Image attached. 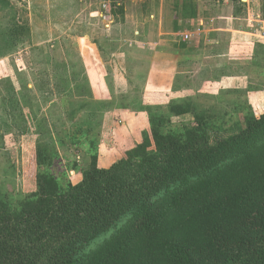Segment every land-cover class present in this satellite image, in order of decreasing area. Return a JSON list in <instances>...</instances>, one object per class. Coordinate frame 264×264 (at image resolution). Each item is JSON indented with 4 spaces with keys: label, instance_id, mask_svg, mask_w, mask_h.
<instances>
[{
    "label": "rangeland",
    "instance_id": "1",
    "mask_svg": "<svg viewBox=\"0 0 264 264\" xmlns=\"http://www.w3.org/2000/svg\"><path fill=\"white\" fill-rule=\"evenodd\" d=\"M238 1L241 4L234 0H185V5L181 0L139 2L158 16L155 25L165 33L158 37L156 51L146 46L132 48L126 62L116 61L123 68L126 63L128 83H112L118 92L113 93L108 60L114 48L94 51L93 70L105 76V83L89 84V66H84L87 46H79L80 40L71 35L66 34L67 41L61 37L62 32L71 30L67 29L71 11L81 9L78 25L88 26L97 1L76 0L75 4L64 0L59 4L67 6L58 10L56 0H0V37L10 27L8 19L13 13L15 23L19 16L20 21L29 22L35 35L30 41L25 31L23 42L0 57V196L14 203L35 189L30 166L37 145L52 156L49 171L65 186L79 181L91 154H96L98 162L109 164L120 149L140 141L152 123L151 116L161 119L162 130L176 133L199 116L216 127L212 136H223L238 131L248 112H263L264 44L257 40L262 36L264 0ZM47 12L50 18L61 16L64 20L58 25L43 23L40 16ZM179 12L183 18L180 27ZM95 21H91L90 27L95 29L89 36L98 40L97 27L103 24ZM44 36L52 41L60 38L49 42L44 51L42 44L35 45ZM178 43L190 45L192 51L176 55L173 62L171 48ZM155 55L165 58L158 60ZM156 61L164 62L167 72L149 71L157 66ZM175 63L176 69L170 73ZM61 81L73 85L70 92L62 91ZM93 86L101 94L95 93ZM11 94L17 103L4 97ZM177 107H186L188 113L174 114Z\"/></svg>",
    "mask_w": 264,
    "mask_h": 264
},
{
    "label": "trees",
    "instance_id": "2",
    "mask_svg": "<svg viewBox=\"0 0 264 264\" xmlns=\"http://www.w3.org/2000/svg\"><path fill=\"white\" fill-rule=\"evenodd\" d=\"M151 120L140 141L109 164L91 154L65 186L37 145L35 189L0 196V264H264V111L223 136L199 116L178 133Z\"/></svg>",
    "mask_w": 264,
    "mask_h": 264
},
{
    "label": "crops",
    "instance_id": "3",
    "mask_svg": "<svg viewBox=\"0 0 264 264\" xmlns=\"http://www.w3.org/2000/svg\"><path fill=\"white\" fill-rule=\"evenodd\" d=\"M61 1H64V0H56L55 3L58 5L63 4ZM71 1L73 3L75 2V4H76V0H71ZM77 1L80 2L81 0H77ZM95 1L98 2V8H97V10H93L92 12L89 13V15H90V18H89L90 22H88L89 25L80 28L78 23L81 22V9L73 10L70 13L69 19H67V20H70V22H71L70 28H67V29H71L72 31L70 30V32H68V31L62 32L63 34L61 35V37L63 36V38L64 39L66 38L65 40L67 41L68 38H67L66 34H68V36L71 35L74 39H77V41L80 40L78 42L79 46H80V44L81 45L84 44L87 46L88 51H89V55L87 58H85V59H87V64H86V61L84 59V63L86 64L84 66L87 67V65H88L89 68H87V69L92 68L90 71L86 69V72H87V79L86 80H88L87 83H89V84H93V83L99 84V83H103V82L105 83V80H104L105 76L100 75L98 70H97V73L95 72V70H93L95 68V62H94V60H95L94 53L95 52L94 51L96 50L97 52L98 51L101 52V51H107V49L109 51L110 48H114L113 52H112V50H111V52L109 51L112 59H109L108 62H109V67L112 68V70L110 72V78H108V79L110 80L111 86H112L110 88V91L113 93H118V92H116V88H115V86H113V84L121 83V82H124V84L128 83L127 82L128 78L126 76V68H127L126 63H125V66L123 68L122 66H118L116 64V61H118L120 64H121V62H126L127 52L129 49H132V48L143 49L146 46V47H148L147 49L153 51L154 45H156V44L158 45V41H157L158 37L161 36L162 34H164L165 32H164V30H162V28L159 29V27H156L155 18H158V16L156 17V14H154L152 9H150L149 6H144L143 4L142 5L138 4L139 2L145 1V0H125V1H122V0H95ZM181 3L184 4L185 0H181ZM66 6L67 5H63V6L60 5L58 10L63 9ZM118 7L119 8L122 7V12L119 11ZM184 9L186 10L187 6H184ZM92 15H95L96 18H93ZM178 16H179V18L177 20V26L183 25L182 24L183 18L181 17L180 12L178 13ZM185 16H186V19H189L188 12H186ZM18 17L16 18L18 20V23H15L16 20H15V15L13 13L11 15V17H9V19H8V23L11 24L10 27L6 28L7 30H3L1 33L0 46L4 45L3 40H5V39L8 42V45H7V52L4 53L3 55L0 54V57H6L8 54H10L11 51L14 50V48H16L17 43L19 45L21 42H23V38L26 35L25 31H27V35L29 36L28 39H30V41L35 36L31 32L29 22L26 23L24 21H20ZM60 17L61 16H58V18H50L48 16V12L40 16V18H43V23H45V21H47L48 24L49 23H55L56 25L60 24V22H62L64 20V19L60 20L61 19ZM91 21H93V23L95 21V22H101L103 24V27H101V28L97 27V29L100 31V32H98V33H100V36H98L99 37L98 40L97 39L96 40L90 39V36H89L91 34L90 32L93 33L92 29H95V28L90 27V25L93 24ZM14 24H16V25H14ZM71 25H72V27H71ZM155 27H156V29H155ZM9 28H13L15 30L16 29L20 30V32H19V30L17 33L15 32V35L12 37V40L8 38L9 37V34H8ZM75 30H77V33L74 32ZM198 30H200V28ZM220 30L223 31L224 29L222 28ZM176 33H178V32H176L173 29L172 35L176 36L177 35ZM261 34H262V36L259 35L257 41L264 44V24H263V26H261ZM3 36L5 38H2ZM187 36L188 35H185V37H187ZM59 38L57 37V38L53 39V41H52V39H46L44 36V38H41L40 43H37L35 45L42 44L43 46H41L40 49L46 51L49 49L47 47L48 46L47 44L51 41H52V43L58 42ZM81 41H82V43H81ZM96 41H99V42H96ZM44 44H45V46H44ZM11 47H13V50H11ZM82 49L84 50L83 47H82ZM157 49L158 48L154 49V51H156ZM171 49H172V55H173V62L177 61L176 55L179 56V54H181V53L185 54L188 51H192L190 45L182 46L179 43L177 45H175L174 47H172ZM9 50H11V51H9ZM79 50L81 52L80 47H79ZM83 56H84V54H83ZM155 56H157L158 60L165 58V56H161V55L160 56L155 55ZM156 65L157 66L154 65L151 68V70H149V71H151L153 73H155V72H161V73L167 72L166 71L167 66L164 65V62H157ZM119 68H120V71L117 72L119 70ZM171 68H172V71L170 73H172L173 70L176 69V63L172 64ZM81 81H83V80H81ZM103 88L105 90V87H103ZM103 88H101V89H103ZM93 90L95 93L98 92L99 94H101V90H97L96 87H94V86H93ZM104 94L102 97H104Z\"/></svg>",
    "mask_w": 264,
    "mask_h": 264
}]
</instances>
